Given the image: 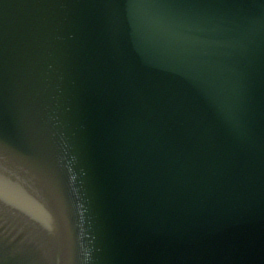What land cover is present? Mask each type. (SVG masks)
<instances>
[{"label":"water","instance_id":"1","mask_svg":"<svg viewBox=\"0 0 264 264\" xmlns=\"http://www.w3.org/2000/svg\"><path fill=\"white\" fill-rule=\"evenodd\" d=\"M0 264H264V0H0Z\"/></svg>","mask_w":264,"mask_h":264}]
</instances>
